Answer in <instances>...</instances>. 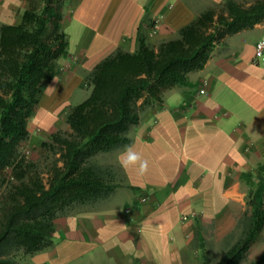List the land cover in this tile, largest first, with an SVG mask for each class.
<instances>
[{
    "label": "crops",
    "instance_id": "crops-1",
    "mask_svg": "<svg viewBox=\"0 0 264 264\" xmlns=\"http://www.w3.org/2000/svg\"><path fill=\"white\" fill-rule=\"evenodd\" d=\"M226 1L76 0L66 27L69 55L44 89L25 150L39 151L43 139L66 127L73 101L87 99L91 90L85 73L119 48L134 52L140 30L157 48ZM231 1L249 7L259 0ZM26 7L27 0H0V25L18 24ZM262 39L264 20L226 35L189 85L172 90L183 100L180 108L164 104L143 115L131 145L148 162L145 174L125 171L121 152L106 161L120 167L118 189H127L133 209L101 203L59 219V241L33 264H97L98 257L107 264H200L198 234L207 248L218 242L225 250L251 184L264 183V62H255Z\"/></svg>",
    "mask_w": 264,
    "mask_h": 264
},
{
    "label": "trees",
    "instance_id": "trees-1",
    "mask_svg": "<svg viewBox=\"0 0 264 264\" xmlns=\"http://www.w3.org/2000/svg\"><path fill=\"white\" fill-rule=\"evenodd\" d=\"M75 2L27 0L18 24L0 25V264H33L54 248L59 219L109 199L123 183L121 171L100 163L99 155L131 145L143 115L163 106L168 92L188 86L226 35L264 20V0L249 7L228 0L157 48L140 30L134 52L119 48L85 73L88 98L68 109L65 128L27 153L29 123L69 55L66 27ZM251 189L217 262L198 234L200 264H264V250L254 255L264 235V183Z\"/></svg>",
    "mask_w": 264,
    "mask_h": 264
},
{
    "label": "rangeland",
    "instance_id": "rangeland-1",
    "mask_svg": "<svg viewBox=\"0 0 264 264\" xmlns=\"http://www.w3.org/2000/svg\"><path fill=\"white\" fill-rule=\"evenodd\" d=\"M73 32L75 33V28H72L71 34H73ZM90 92H91V90L89 91V95H90ZM76 100H78V99H76ZM83 101H84V99L82 101H79V102L74 100L73 105L77 106L78 104L82 103ZM182 103H183V100L180 97L178 92H174V91L168 92V94L166 96L165 104L170 109L180 108L182 106ZM110 156H112V153L101 154V155H99L98 160L100 161V163H104V162L108 161ZM102 205H103V207H106V208H122L125 205L127 206L128 209L134 208V204L132 203V201H130V199L128 197V191H127V189H124V188L118 189L109 199L102 202ZM219 232L221 234L224 233V231H219ZM214 236H215L214 239L216 240L217 236L216 235H214ZM258 240H261V241L259 242L258 246L256 247L254 255H260L264 250V244H263L264 235L259 236ZM57 241H59V240H58V238L55 237V244ZM217 243L218 242H216L214 244L211 242V244L208 246L211 257L214 259V262H217V260L222 256L223 251H224V245L222 246V245H219ZM95 263L107 264V260L98 257V260H96Z\"/></svg>",
    "mask_w": 264,
    "mask_h": 264
},
{
    "label": "clouds",
    "instance_id": "clouds-1",
    "mask_svg": "<svg viewBox=\"0 0 264 264\" xmlns=\"http://www.w3.org/2000/svg\"><path fill=\"white\" fill-rule=\"evenodd\" d=\"M52 87L48 86V88ZM118 161L125 171L128 169H136L139 174L143 175L148 170L147 160L143 159L141 154L135 151L133 145H126L124 147V150L118 156Z\"/></svg>",
    "mask_w": 264,
    "mask_h": 264
},
{
    "label": "built area",
    "instance_id": "built-area-1",
    "mask_svg": "<svg viewBox=\"0 0 264 264\" xmlns=\"http://www.w3.org/2000/svg\"><path fill=\"white\" fill-rule=\"evenodd\" d=\"M262 61L264 62V39L260 40L255 47V62H259ZM201 95H205L206 94V89L202 88L200 91ZM28 153V152H27ZM148 201V197H143L141 199L142 203H145ZM128 212H130V210H128Z\"/></svg>",
    "mask_w": 264,
    "mask_h": 264
}]
</instances>
